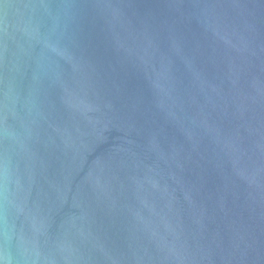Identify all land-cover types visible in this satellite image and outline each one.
<instances>
[{
  "label": "water",
  "instance_id": "95a60500",
  "mask_svg": "<svg viewBox=\"0 0 264 264\" xmlns=\"http://www.w3.org/2000/svg\"><path fill=\"white\" fill-rule=\"evenodd\" d=\"M0 264H264V0H0Z\"/></svg>",
  "mask_w": 264,
  "mask_h": 264
}]
</instances>
